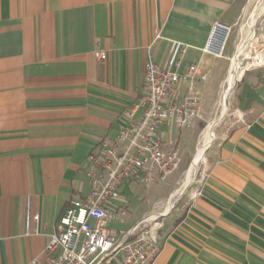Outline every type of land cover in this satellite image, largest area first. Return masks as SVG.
<instances>
[{
  "label": "crops",
  "instance_id": "crops-1",
  "mask_svg": "<svg viewBox=\"0 0 264 264\" xmlns=\"http://www.w3.org/2000/svg\"><path fill=\"white\" fill-rule=\"evenodd\" d=\"M251 1L0 0V264L35 257L47 264L60 214L89 193L88 155L118 135L119 116L140 96L150 56L164 66L171 42L185 44L180 73L198 64L193 88L202 104L219 95L236 39L221 57L203 49L212 25L238 27ZM260 28L264 44V23ZM96 51H106V59ZM190 85L183 76L180 93ZM237 104L245 122L233 120L219 133L206 180L164 216L157 264H264V66L244 73ZM173 130L161 129L168 148L178 147ZM134 182L120 187L122 210ZM28 209L39 225L30 235Z\"/></svg>",
  "mask_w": 264,
  "mask_h": 264
},
{
  "label": "built area",
  "instance_id": "built-area-1",
  "mask_svg": "<svg viewBox=\"0 0 264 264\" xmlns=\"http://www.w3.org/2000/svg\"><path fill=\"white\" fill-rule=\"evenodd\" d=\"M230 29L231 26L215 22L203 52L223 56ZM253 38L256 43L260 41L255 34ZM185 48V44L172 41L170 58L164 66H159L152 56L147 59L144 87L138 99L120 114L118 135L102 140L98 149L88 155L89 193L77 195L60 214L45 248L47 264H157L162 251L159 231L174 204L169 210L166 205L162 210L158 207L126 231L111 228L110 220L125 214L117 207L125 180L133 179L149 187L164 181L180 167L184 154L178 147L165 146L161 129L167 126L188 130L203 119L202 101L193 88L199 66L192 64L184 75L180 73ZM257 48L255 63L244 73L264 66V44ZM95 55L100 60L107 57L106 51H96ZM183 76L191 80V85L181 94ZM200 142L201 138L196 151ZM207 176L208 168L201 183ZM201 193V189L196 190L193 198ZM38 226V215H32L28 209L26 234L38 233ZM29 264L44 262L35 257Z\"/></svg>",
  "mask_w": 264,
  "mask_h": 264
},
{
  "label": "rangeland",
  "instance_id": "rangeland-1",
  "mask_svg": "<svg viewBox=\"0 0 264 264\" xmlns=\"http://www.w3.org/2000/svg\"><path fill=\"white\" fill-rule=\"evenodd\" d=\"M264 4V0H252L248 14L245 19L238 25V27H231L229 38L226 41V44L230 45L232 39H236V47L237 50L239 46L242 44L243 40L245 39V35L247 34L248 25L252 19V15L257 12V10ZM264 23V14L260 16L255 25V36H259L262 29L261 24ZM246 31V32H245ZM263 43V41L255 42L254 38L252 39V46L246 48L245 52L242 53L240 56L241 62L244 60L247 63L250 62L247 59V53L252 52L253 50H257L259 44ZM225 44V45H226ZM237 53V52H236ZM231 62V61H230ZM245 63V64H247ZM230 70V69H229ZM229 76V73H228ZM227 76V78H228ZM242 77L235 82L234 88L229 97V104L228 109L224 117L222 118L221 122L216 126L214 129V135L211 139V145L208 147L206 151L205 159L198 165L196 172L194 173L193 181L191 184L185 189V191L181 194H185L189 191L194 185L201 183L202 176L205 170L208 167L209 159H208V151L214 145L215 141L219 133L228 126V124L233 121L237 120L241 123L245 122L244 120V113L238 109V93H239V86L242 81ZM227 78L220 90V93L217 97L209 94L206 97V101L204 104H201V112L203 115V119L199 120L194 128L188 130L179 131L178 128L174 127L173 129V142L177 143V146L185 153V159H183L180 167L176 172L168 176L164 181H158L150 187H146L139 182H134L131 185L130 192L129 189L126 191V195L128 199L130 198L129 205L125 209V214L121 215L118 214L117 219L110 220V226L114 230H123L126 231L132 228L137 222H139L146 214H148L153 207H159L162 210V206H165L170 199H166L168 196L170 187L176 182L177 179L181 178V181L176 190H179L185 179L186 174L191 166L192 162L196 157V147L198 140L202 138L204 130L210 125L211 123L218 120L222 114V102L224 93L227 89ZM207 159V160H206ZM148 188V189H147ZM175 193V192H174ZM174 197L173 204L175 205L178 198L181 196ZM162 200V201H160ZM160 201V202H158ZM164 201V202H163ZM163 202V203H162ZM160 203V204H159ZM159 204V205H158ZM158 205V206H157Z\"/></svg>",
  "mask_w": 264,
  "mask_h": 264
},
{
  "label": "bare ground",
  "instance_id": "bare-ground-1",
  "mask_svg": "<svg viewBox=\"0 0 264 264\" xmlns=\"http://www.w3.org/2000/svg\"><path fill=\"white\" fill-rule=\"evenodd\" d=\"M263 14H264V4L257 10V12H255L252 15V19L248 25V29L246 30L247 31V34L245 35L246 37L243 40L242 44L239 46L237 53L231 60L229 76L227 78V89L224 93L223 102H222V114L218 120L208 125L206 130H204L200 145L198 146V149L196 151V157L187 171L186 179L182 187L174 193L172 200L166 204V210H169L172 207L174 203L173 202L174 197L181 195L185 191V189L191 184V182L194 180L193 175L196 172L198 165L205 159L206 151L208 147L211 145V139L215 132L214 129L221 122L222 118L227 112V109H228L227 101L229 100V97L234 88L235 82L239 80L241 76L244 75V71L246 70V68L249 65L255 63L256 61L258 52L254 50L250 53H247L246 55L247 59L250 60V62L247 64H245L246 63L245 61L241 62L240 56L242 55V53L245 52L246 48L252 46V39L255 34L256 22L258 18L262 16Z\"/></svg>",
  "mask_w": 264,
  "mask_h": 264
},
{
  "label": "water",
  "instance_id": "water-1",
  "mask_svg": "<svg viewBox=\"0 0 264 264\" xmlns=\"http://www.w3.org/2000/svg\"><path fill=\"white\" fill-rule=\"evenodd\" d=\"M243 62H244V60H243ZM227 103L229 104V101H227Z\"/></svg>",
  "mask_w": 264,
  "mask_h": 264
}]
</instances>
